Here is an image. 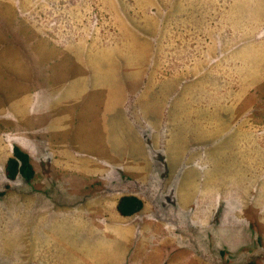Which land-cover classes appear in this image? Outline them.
<instances>
[{"label": "rangeland", "instance_id": "1", "mask_svg": "<svg viewBox=\"0 0 264 264\" xmlns=\"http://www.w3.org/2000/svg\"><path fill=\"white\" fill-rule=\"evenodd\" d=\"M0 193V264H264V0H0Z\"/></svg>", "mask_w": 264, "mask_h": 264}, {"label": "trees", "instance_id": "2", "mask_svg": "<svg viewBox=\"0 0 264 264\" xmlns=\"http://www.w3.org/2000/svg\"><path fill=\"white\" fill-rule=\"evenodd\" d=\"M4 175L10 182L22 178L25 182L30 183L35 178L36 173L29 154L17 145L12 147L11 156L4 164ZM143 206V201L140 198L134 195H122L117 201L116 209L121 216L130 217L140 212Z\"/></svg>", "mask_w": 264, "mask_h": 264}]
</instances>
